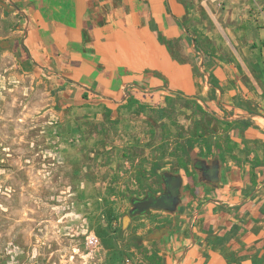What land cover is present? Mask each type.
Segmentation results:
<instances>
[{
  "label": "rangeland",
  "instance_id": "rangeland-1",
  "mask_svg": "<svg viewBox=\"0 0 264 264\" xmlns=\"http://www.w3.org/2000/svg\"><path fill=\"white\" fill-rule=\"evenodd\" d=\"M185 2L204 63L234 65L229 78L246 94L264 85V0H238L231 27L226 0ZM8 12L0 7V264H164L152 208L136 204L162 192L164 166L199 135L222 130L213 108L180 96L158 108L88 95L67 105L23 55V22Z\"/></svg>",
  "mask_w": 264,
  "mask_h": 264
},
{
  "label": "crops",
  "instance_id": "crops-1",
  "mask_svg": "<svg viewBox=\"0 0 264 264\" xmlns=\"http://www.w3.org/2000/svg\"><path fill=\"white\" fill-rule=\"evenodd\" d=\"M226 3L231 27L226 18L238 0ZM186 5L0 0L23 22V55L48 74L67 105L88 95L86 102L98 98L110 107L158 108L180 93L212 107L222 130L199 135L186 157L163 168L164 189L152 197L174 206L152 208V240L164 264H264V85L246 94L229 78L234 65L204 63L183 24Z\"/></svg>",
  "mask_w": 264,
  "mask_h": 264
},
{
  "label": "water",
  "instance_id": "water-1",
  "mask_svg": "<svg viewBox=\"0 0 264 264\" xmlns=\"http://www.w3.org/2000/svg\"><path fill=\"white\" fill-rule=\"evenodd\" d=\"M177 189L178 187L176 186H173V190H172V195L173 197L177 196L178 195V192H177ZM137 208L139 211H142V210H147L149 208H154V207H173L174 204L172 201H168L165 197L161 196V197H158V198H155V197H149L143 201H139L137 204H136Z\"/></svg>",
  "mask_w": 264,
  "mask_h": 264
},
{
  "label": "trees",
  "instance_id": "trees-1",
  "mask_svg": "<svg viewBox=\"0 0 264 264\" xmlns=\"http://www.w3.org/2000/svg\"><path fill=\"white\" fill-rule=\"evenodd\" d=\"M178 96L182 97V94L179 93ZM84 98H86V95H84ZM110 216H111V215H108V219H109L110 221H112V218H111ZM237 229H239L238 226H233V227H232V232L235 231V230H237ZM227 239H228V236H227L224 240L226 241ZM222 243H224L223 240L220 241V244H222Z\"/></svg>",
  "mask_w": 264,
  "mask_h": 264
},
{
  "label": "built area",
  "instance_id": "built-area-1",
  "mask_svg": "<svg viewBox=\"0 0 264 264\" xmlns=\"http://www.w3.org/2000/svg\"><path fill=\"white\" fill-rule=\"evenodd\" d=\"M95 240H96L95 237H92V238L89 239V242H90V243H94Z\"/></svg>",
  "mask_w": 264,
  "mask_h": 264
}]
</instances>
